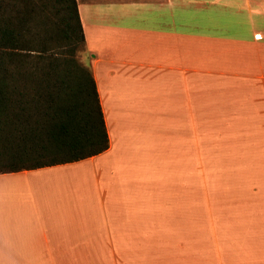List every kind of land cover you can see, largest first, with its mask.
Segmentation results:
<instances>
[{
  "label": "crops",
  "instance_id": "obj_1",
  "mask_svg": "<svg viewBox=\"0 0 264 264\" xmlns=\"http://www.w3.org/2000/svg\"><path fill=\"white\" fill-rule=\"evenodd\" d=\"M76 4L109 148L0 175V264H264V0Z\"/></svg>",
  "mask_w": 264,
  "mask_h": 264
},
{
  "label": "trees",
  "instance_id": "obj_2",
  "mask_svg": "<svg viewBox=\"0 0 264 264\" xmlns=\"http://www.w3.org/2000/svg\"><path fill=\"white\" fill-rule=\"evenodd\" d=\"M76 0H0V175L76 163L109 138Z\"/></svg>",
  "mask_w": 264,
  "mask_h": 264
},
{
  "label": "rangeland",
  "instance_id": "obj_3",
  "mask_svg": "<svg viewBox=\"0 0 264 264\" xmlns=\"http://www.w3.org/2000/svg\"><path fill=\"white\" fill-rule=\"evenodd\" d=\"M78 60L82 64H86V54L77 55ZM264 164V163H261ZM243 167L249 172L260 168V163H242ZM210 175V177L208 176ZM238 163L230 162H212V163H200L199 162V176H198V190L199 196L204 198L205 188L210 184L216 183L215 177L224 179L223 184L238 186ZM213 177V178H212ZM256 178L251 180L250 184H256ZM208 182V183H207ZM200 200V198H199Z\"/></svg>",
  "mask_w": 264,
  "mask_h": 264
}]
</instances>
